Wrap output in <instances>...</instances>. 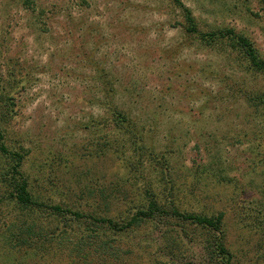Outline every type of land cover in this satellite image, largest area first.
Segmentation results:
<instances>
[{"label": "rangeland", "instance_id": "374dc122", "mask_svg": "<svg viewBox=\"0 0 264 264\" xmlns=\"http://www.w3.org/2000/svg\"><path fill=\"white\" fill-rule=\"evenodd\" d=\"M187 11L264 59L259 0H0V264H221L217 234L189 221H92L128 222L151 190L167 211L223 213L232 263L264 264V72L190 33ZM2 145L35 200L84 218L17 205Z\"/></svg>", "mask_w": 264, "mask_h": 264}, {"label": "trees", "instance_id": "16d2710c", "mask_svg": "<svg viewBox=\"0 0 264 264\" xmlns=\"http://www.w3.org/2000/svg\"><path fill=\"white\" fill-rule=\"evenodd\" d=\"M177 3L181 4V0H175ZM262 6V10L264 11V0H259ZM187 22H188V31L193 34H197L205 43L216 42L218 40H225L227 39L233 48H238L239 51L246 57L249 63L256 68L258 71L264 72V59H262L255 48L254 44L248 39L247 37L238 34L234 29H226V30H218L214 32H201L198 30L197 25L195 24V20L192 17L190 11H187ZM264 101V96L261 99ZM116 116L119 119H124V117L115 112ZM123 121V120H122ZM124 122V121H123ZM1 150L5 154H11L5 146L2 145ZM13 165H11L9 171L5 174L6 175V183L9 182L8 186L11 189V198L14 202L21 206L24 209H37L41 213H45L50 211L52 215H55L59 218L60 224L67 222H76L80 221L84 218L83 214L78 212H72L63 208L61 205H47L35 200L33 192L31 190L29 179L26 177L25 174L21 171L23 161H24V154L20 153H12L11 154ZM10 177V180L8 178ZM147 197L149 199V204L147 210H139L131 219H129L126 223H118L113 219L109 218H94L92 217V221L97 224H105L108 226L109 229L115 232H125L128 231L129 228L133 226H138L146 219L154 218L156 215H171L182 219L184 221H189L197 226L205 230H212L214 231L217 236H214V243H215V250H217V254L221 259V264H233L232 263V255L225 247V225L224 219L225 215L220 213L218 216L209 217L204 215L198 214H185L179 212L177 209H172L167 211L160 207L159 202L155 196V194L151 191H147ZM72 215V218L66 219L67 215ZM66 216V217H65ZM90 217V219H91ZM28 230H32V226H28ZM19 234L11 233L13 239H16V243L23 245L26 243L29 238H25L21 231L18 232ZM64 236V235H63ZM61 237V236H60ZM98 238V236H96ZM52 242H57L55 238H53ZM62 240L59 243L61 246ZM72 243V249L70 250L71 253L78 254L76 255L79 258L88 257V255L80 253L83 251L81 248L82 242L78 241L76 243ZM110 242H104L102 246L106 249L105 251H115L114 247L110 245Z\"/></svg>", "mask_w": 264, "mask_h": 264}]
</instances>
